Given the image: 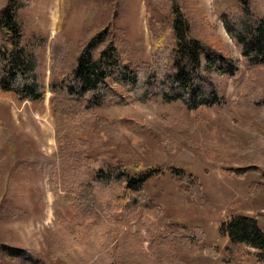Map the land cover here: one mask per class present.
I'll return each mask as SVG.
<instances>
[{
    "label": "rangeland",
    "instance_id": "rangeland-1",
    "mask_svg": "<svg viewBox=\"0 0 264 264\" xmlns=\"http://www.w3.org/2000/svg\"><path fill=\"white\" fill-rule=\"evenodd\" d=\"M177 1L194 37L238 64L234 76L216 78L222 102L186 111L152 99L151 108L107 79L136 115L120 118L107 108L96 109L97 119L79 134L89 156L106 151L131 174L138 173L136 165L141 171L155 169L141 192L148 206L92 225L94 218L83 216L71 199L78 196L75 174L69 176L71 164L60 155L59 138L67 122L54 115L50 93L37 102L0 97L2 243L28 250L39 264H264L257 249L231 244L219 232L235 213L264 227V188L250 187L264 171V63L247 66L219 18L236 0ZM19 2L24 39L34 32L45 35V84L51 44L73 54L106 27L131 66L144 70L152 64L150 10L168 12L164 0ZM249 2L264 14V0ZM172 169L196 176L204 196L188 201ZM0 264L27 263L1 255Z\"/></svg>",
    "mask_w": 264,
    "mask_h": 264
},
{
    "label": "trees",
    "instance_id": "trees-1",
    "mask_svg": "<svg viewBox=\"0 0 264 264\" xmlns=\"http://www.w3.org/2000/svg\"><path fill=\"white\" fill-rule=\"evenodd\" d=\"M163 3L168 12L150 10L148 15L152 64L144 70L131 66L106 27L73 54L63 46L51 44L46 84L45 35L34 32L24 39V25L18 17L22 6L19 0H6L0 7V97L11 95L21 101L37 102L46 92L50 93L54 115L67 122L59 131V138L60 155L71 164L69 176L75 174L78 196L71 199L77 200L83 216L94 218L92 225L101 218L111 222L139 207H147L149 202L141 192L156 172L154 168L141 171V166L136 165L138 173L131 174L106 151L94 156L86 154L87 143L79 134L97 119L96 109L107 108L120 118L136 115L107 79L151 108L153 99L160 106L173 104L191 111L220 104L223 91L218 87L217 76L231 77L238 71L233 58L194 37L190 21L177 0ZM219 18L246 65L263 64L264 14L254 11L249 0H236L235 5L219 12ZM36 162L43 163L40 158ZM171 177L188 201L204 196L201 182L191 173L172 169ZM250 187L251 191L264 188V171H259V180ZM219 232L231 244L249 245L264 256V227L256 218L230 214ZM126 247L130 251L131 246ZM1 255L39 264V258L28 250L0 241Z\"/></svg>",
    "mask_w": 264,
    "mask_h": 264
}]
</instances>
